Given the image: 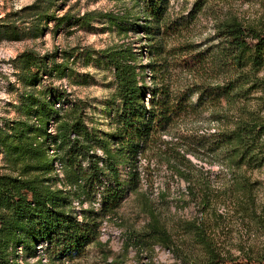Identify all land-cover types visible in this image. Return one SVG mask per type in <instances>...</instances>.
Returning a JSON list of instances; mask_svg holds the SVG:
<instances>
[{"label":"rangeland","instance_id":"1","mask_svg":"<svg viewBox=\"0 0 264 264\" xmlns=\"http://www.w3.org/2000/svg\"><path fill=\"white\" fill-rule=\"evenodd\" d=\"M194 1L170 0V10L186 13ZM217 7L220 19L233 15L264 32V0H220ZM125 11L138 14L139 8L129 0H0V127L10 133L17 120L38 127L41 100L51 103L62 95L51 104L54 112L46 117L45 133L31 134L33 146L46 150L48 176L59 188L65 186L61 153L51 142L57 117L70 112L79 99L88 129L112 133L118 100L105 56L130 43L141 53L139 62L148 61L140 35L133 30L120 34L107 18ZM213 31L211 17L201 15L185 37L206 43ZM39 60L44 72L36 75ZM172 73L179 84L189 83L186 72ZM228 74L212 80L221 82L232 77ZM253 74V84L245 85L234 101L182 115L168 134L139 152L133 164L138 175L134 189L128 184L129 167H119L124 196L116 212L101 217L97 241L79 257L54 264H192L203 261L210 249L238 259L262 253L264 164L229 166L222 154L195 143L197 134L230 129L237 120L264 124V66ZM28 97L33 99L31 109L23 106ZM96 153L103 156L100 149ZM21 162L5 156L0 145V172L16 176ZM28 175L33 173L24 177ZM100 202L98 196L91 206L97 210ZM87 206L73 201L78 218L80 208ZM37 248L29 257L18 247L17 263L50 264L45 244Z\"/></svg>","mask_w":264,"mask_h":264},{"label":"trees","instance_id":"2","mask_svg":"<svg viewBox=\"0 0 264 264\" xmlns=\"http://www.w3.org/2000/svg\"><path fill=\"white\" fill-rule=\"evenodd\" d=\"M129 1L139 8L138 14L125 11L107 18L120 34L133 30L140 35L148 61L140 63L141 53L133 51L130 43L105 56L113 68L118 100L112 133L88 129L79 99L70 112L57 117L55 134L49 138L61 153L64 187H57L54 177L48 176L51 164L46 150L41 144L33 146L31 135L45 133L46 117L54 112L51 104L62 95L51 103L41 100L38 127L22 120L11 123L10 133L0 127L5 156L22 161L20 174L0 172V264H18V247L25 256H35L43 243L50 264L79 257L97 241L101 217L116 212L123 199L119 167H129L128 184L134 189L138 175L133 164L139 152L168 134L182 115L213 109L222 100L234 101L245 85L253 84V73L264 66V32L233 15L220 19L216 16L220 0H195L186 13L171 11L170 0ZM201 15L213 20V35L206 43L185 37ZM36 66V75L44 72L41 60ZM246 67L249 70L244 72ZM175 69L186 72L189 83L172 79ZM226 74L232 77L212 80ZM31 100L28 97L23 106L31 109ZM196 136L197 145L222 154L229 166L264 164V124L237 120L230 129ZM28 173L33 175L24 177ZM98 196L101 204L95 210L91 205ZM74 200L88 203L80 208L79 218ZM24 264H29L26 259ZM192 264H264V251L254 258L238 259L210 249L203 261Z\"/></svg>","mask_w":264,"mask_h":264}]
</instances>
